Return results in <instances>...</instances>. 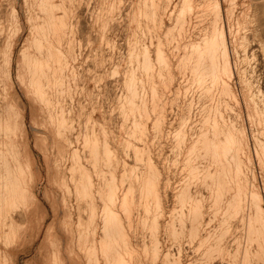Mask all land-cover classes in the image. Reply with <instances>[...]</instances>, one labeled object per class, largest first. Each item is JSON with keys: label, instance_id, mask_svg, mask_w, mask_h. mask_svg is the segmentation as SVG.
Here are the masks:
<instances>
[{"label": "rangeland", "instance_id": "1", "mask_svg": "<svg viewBox=\"0 0 264 264\" xmlns=\"http://www.w3.org/2000/svg\"><path fill=\"white\" fill-rule=\"evenodd\" d=\"M0 264H264V0H0Z\"/></svg>", "mask_w": 264, "mask_h": 264}]
</instances>
